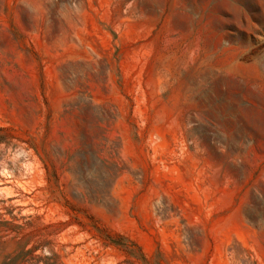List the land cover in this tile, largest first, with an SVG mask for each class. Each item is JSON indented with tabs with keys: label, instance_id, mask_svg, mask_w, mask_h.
Masks as SVG:
<instances>
[{
	"label": "rangeland",
	"instance_id": "obj_1",
	"mask_svg": "<svg viewBox=\"0 0 264 264\" xmlns=\"http://www.w3.org/2000/svg\"><path fill=\"white\" fill-rule=\"evenodd\" d=\"M0 264H264V0H0Z\"/></svg>",
	"mask_w": 264,
	"mask_h": 264
}]
</instances>
